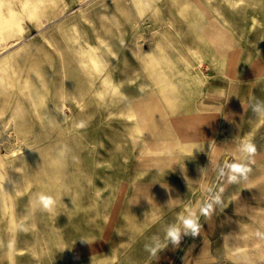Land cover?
I'll use <instances>...</instances> for the list:
<instances>
[{
  "label": "rangeland",
  "instance_id": "obj_1",
  "mask_svg": "<svg viewBox=\"0 0 264 264\" xmlns=\"http://www.w3.org/2000/svg\"><path fill=\"white\" fill-rule=\"evenodd\" d=\"M177 261L264 264V0H0V264Z\"/></svg>",
  "mask_w": 264,
  "mask_h": 264
},
{
  "label": "clouds",
  "instance_id": "obj_2",
  "mask_svg": "<svg viewBox=\"0 0 264 264\" xmlns=\"http://www.w3.org/2000/svg\"><path fill=\"white\" fill-rule=\"evenodd\" d=\"M257 110V109H256ZM248 150L249 151H255V148H254V146H249L248 147ZM238 170V169H237ZM44 199V203H45V205H48V204H50L51 203V198H43ZM178 239H179V237L177 236V235H174L173 236V242L175 243V242H177L178 241Z\"/></svg>",
  "mask_w": 264,
  "mask_h": 264
},
{
  "label": "bare ground",
  "instance_id": "obj_3",
  "mask_svg": "<svg viewBox=\"0 0 264 264\" xmlns=\"http://www.w3.org/2000/svg\"><path fill=\"white\" fill-rule=\"evenodd\" d=\"M212 32H214V30H212ZM18 43V42H15ZM204 122L207 124V126H210V123H213V121L211 120V117L209 116H205Z\"/></svg>",
  "mask_w": 264,
  "mask_h": 264
},
{
  "label": "crops",
  "instance_id": "obj_4",
  "mask_svg": "<svg viewBox=\"0 0 264 264\" xmlns=\"http://www.w3.org/2000/svg\"><path fill=\"white\" fill-rule=\"evenodd\" d=\"M208 116V115H207ZM211 117V116H210ZM211 120L213 121V123H210V125H212V129H213V127H214V125H215V123H214V119H213V117H211ZM213 131V130H212ZM193 261V259H190V263ZM179 262L180 261H177V263L176 264H179ZM171 263H173V262H171Z\"/></svg>",
  "mask_w": 264,
  "mask_h": 264
}]
</instances>
